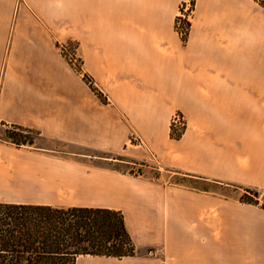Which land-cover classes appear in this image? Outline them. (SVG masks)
<instances>
[{
  "label": "crops",
  "instance_id": "crops-1",
  "mask_svg": "<svg viewBox=\"0 0 264 264\" xmlns=\"http://www.w3.org/2000/svg\"><path fill=\"white\" fill-rule=\"evenodd\" d=\"M37 1L36 13L23 10L13 24L0 3V126L37 137L0 139V202L117 210L135 249L154 250L79 255L75 264L229 261L246 254L252 228L264 244L256 205L114 167L153 158L183 177L264 192V7L193 0L183 41L174 21L187 0H58L104 104L57 52V0ZM175 113L184 120L177 138Z\"/></svg>",
  "mask_w": 264,
  "mask_h": 264
},
{
  "label": "trees",
  "instance_id": "trees-1",
  "mask_svg": "<svg viewBox=\"0 0 264 264\" xmlns=\"http://www.w3.org/2000/svg\"><path fill=\"white\" fill-rule=\"evenodd\" d=\"M255 1L264 7V0ZM23 132L31 131L14 127L6 137L17 145L31 144L33 138ZM251 197L239 200L255 205ZM136 253L120 211L0 202V264H75L79 255L122 258Z\"/></svg>",
  "mask_w": 264,
  "mask_h": 264
},
{
  "label": "rangeland",
  "instance_id": "rangeland-1",
  "mask_svg": "<svg viewBox=\"0 0 264 264\" xmlns=\"http://www.w3.org/2000/svg\"><path fill=\"white\" fill-rule=\"evenodd\" d=\"M36 2L38 3L37 0H0L2 12L8 13L9 19L11 20L12 24L17 14L23 10L26 12L32 13V14L36 13L37 11L34 7V3ZM184 2H189V4L192 5V11H193V0H187ZM184 2L180 4L179 9ZM191 15H192V12H191ZM191 15H190V18H191ZM176 18H177V15L174 21L175 31H177L176 25H175ZM54 20H55L54 26L52 25L50 35L56 45L57 52L67 62V64L72 68V70L77 75H79L80 78L89 86L90 90L96 95L99 101H101L104 104L109 103L105 93L94 84L93 78L89 74L84 72L83 70L82 60H81L80 52H79V44H80L79 37L74 35L76 34L74 30L71 33L69 24L64 21L63 5L58 0L56 3V13H55ZM189 25H190V21H189ZM189 25L187 27V31L185 35L181 36L177 32L181 36V39L183 41L186 39L187 33L189 31ZM175 114L179 115L183 119L181 114L179 113H175ZM175 114H173V116ZM170 124H171L170 132L179 133V134L182 133L183 128H184V120H183L182 126H178V125L173 126L174 124L172 123V118H171ZM6 130L7 129L0 126V139L5 138ZM23 135L28 138L36 137L35 136L36 134H33V133H23ZM130 141L131 143H135V142L141 143L139 138H137L136 135L133 133H131L130 135ZM43 143L47 144L46 142L42 140L36 139L37 145H41ZM55 147L59 151H62V152L70 151V150L87 152V150L84 148L64 146V144H60V143H57ZM114 167L122 173H127V174H131L135 176L141 175L142 177L148 178L151 181H160L162 183H166L167 185L186 187L189 189L191 188L215 189L217 192H222L226 195H230L232 197L238 198V200L241 199V197H244L245 195L252 196L251 198H253V200H256L257 202L255 205L259 209L264 210V192L263 191H257L255 189H248V188H244V189L242 188L241 190L240 189L235 190L234 188H231V187H225V186H219V185L215 186L211 183L204 182L201 180L183 177L179 174L173 173L170 170L160 168L153 158L147 161H134V163L132 162L131 163H118ZM247 189H248V192L246 191ZM248 232H249L248 239H247L248 244L247 246H245L246 251H247L246 254L242 253L240 255V254L232 253L231 260L223 261V260L217 259L212 264H264V244L259 243L260 238H258L256 234L257 232L256 229L254 228L249 229ZM149 250L153 251V249L140 250V251H137L135 256H147V257L149 255L153 256L154 253L148 254ZM217 256H220V254H217ZM239 256L241 257V259L239 258L235 259V257H239ZM75 263H76V260H75Z\"/></svg>",
  "mask_w": 264,
  "mask_h": 264
},
{
  "label": "built area",
  "instance_id": "built-area-1",
  "mask_svg": "<svg viewBox=\"0 0 264 264\" xmlns=\"http://www.w3.org/2000/svg\"><path fill=\"white\" fill-rule=\"evenodd\" d=\"M191 12H192V5L189 4V2H184L179 9L175 25H176L177 32L181 36L186 34L187 27H188L189 21H190ZM172 123L174 124L173 126H175V125L182 126L183 125V119L179 115L175 114L172 117ZM151 253H154V250L148 251V254H151Z\"/></svg>",
  "mask_w": 264,
  "mask_h": 264
}]
</instances>
